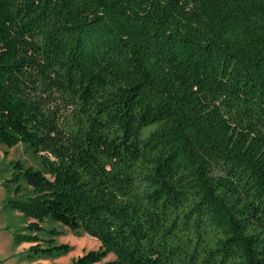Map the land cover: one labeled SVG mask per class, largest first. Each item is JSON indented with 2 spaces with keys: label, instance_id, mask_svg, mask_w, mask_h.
<instances>
[{
  "label": "trees",
  "instance_id": "16d2710c",
  "mask_svg": "<svg viewBox=\"0 0 264 264\" xmlns=\"http://www.w3.org/2000/svg\"><path fill=\"white\" fill-rule=\"evenodd\" d=\"M0 143L28 257L264 264V0H0Z\"/></svg>",
  "mask_w": 264,
  "mask_h": 264
},
{
  "label": "rangeland",
  "instance_id": "374dc122",
  "mask_svg": "<svg viewBox=\"0 0 264 264\" xmlns=\"http://www.w3.org/2000/svg\"><path fill=\"white\" fill-rule=\"evenodd\" d=\"M9 150V155L5 151ZM21 160L25 165L42 169L41 159L35 155L26 144H19L13 148H8L0 143V176L2 179H8L12 176L11 161ZM6 190L0 184V264H74L75 259L84 255L90 250L98 249L100 241L94 237L83 233L76 235L67 226L57 222H46L44 226L48 229L56 228L63 231L62 235L56 236L58 244L69 243L73 250L67 254L57 257L31 258L27 256L28 249L32 243L15 244L13 231L18 229L25 221L22 214L12 208L6 202ZM44 237H49L45 232ZM114 254L109 255L104 261L114 258ZM94 264H102L94 263Z\"/></svg>",
  "mask_w": 264,
  "mask_h": 264
},
{
  "label": "crops",
  "instance_id": "0c3cea01",
  "mask_svg": "<svg viewBox=\"0 0 264 264\" xmlns=\"http://www.w3.org/2000/svg\"><path fill=\"white\" fill-rule=\"evenodd\" d=\"M1 182H2V180L0 179V184H1ZM1 186H2V184H1Z\"/></svg>",
  "mask_w": 264,
  "mask_h": 264
}]
</instances>
